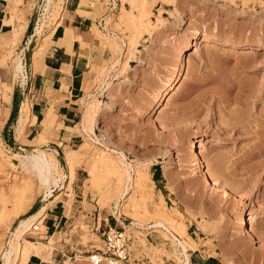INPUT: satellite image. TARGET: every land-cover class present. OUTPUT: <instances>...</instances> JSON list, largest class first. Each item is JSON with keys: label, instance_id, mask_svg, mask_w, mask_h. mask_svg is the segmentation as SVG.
Here are the masks:
<instances>
[{"label": "rangeland", "instance_id": "obj_1", "mask_svg": "<svg viewBox=\"0 0 264 264\" xmlns=\"http://www.w3.org/2000/svg\"><path fill=\"white\" fill-rule=\"evenodd\" d=\"M44 1L23 0L13 7L10 18L14 31L22 18L17 19L15 14L30 20L33 13L34 25L44 19L38 36L57 25L59 18H43ZM64 2L55 0L61 8L58 15ZM109 2L95 3L97 14L105 18L94 24V29L107 52L87 74L81 99L85 104L99 101L93 107L101 106L96 132L106 139H102L103 144L87 133L61 145L51 143L46 136L6 139L2 128L10 108L4 107L3 100H8L9 93L24 80L30 60L24 33L19 40L0 41V250L21 215L36 213L42 204L49 210L64 197L70 198L77 211L70 214L60 238L68 242L69 251L75 244L87 255L92 244H101L100 235L88 225L87 211H79L76 205L78 188L88 187L94 196L81 197L97 204L103 218L109 215L111 225L124 228L142 264H181L182 246L154 225L158 219L185 233L182 235L189 242L192 264H264V0H149L143 20L135 23L120 16L128 11L139 15L141 0H116L113 10ZM126 20L130 24L125 25ZM198 30L202 36L196 42ZM116 40L121 42L117 50L113 45ZM235 41L243 45L234 46ZM182 45L187 47L183 58L178 51ZM19 58L26 64L22 72L16 71ZM176 73H182L177 86L157 99ZM102 80H110L112 87L103 93L99 87ZM237 117L241 121L234 127L233 121L239 122ZM106 145L124 150L132 165L129 193L119 199L117 208L120 184L115 176L109 174L107 180L103 179L102 189L92 184L90 163ZM37 146L54 152L62 173L67 174L65 181H60L65 188L54 184L55 196L48 199L42 196L46 189L36 176L21 169L17 156H13L15 152H32ZM193 149L200 152L202 169L196 164ZM2 154L13 164L3 160ZM207 173L216 175L219 184L213 183ZM97 180H101L100 174ZM129 194L138 199L139 218L132 214L135 211L123 209ZM121 210L122 219L117 221ZM243 214H253L250 230L239 226ZM38 227L27 236L48 242L40 234L42 224ZM50 240L54 247L61 245L54 237ZM213 248L217 253L213 254ZM30 256L24 249L17 264H26ZM42 261L93 264L87 257L76 260L60 253L54 262L52 256Z\"/></svg>", "mask_w": 264, "mask_h": 264}, {"label": "crops", "instance_id": "obj_2", "mask_svg": "<svg viewBox=\"0 0 264 264\" xmlns=\"http://www.w3.org/2000/svg\"><path fill=\"white\" fill-rule=\"evenodd\" d=\"M96 1L65 0L59 23L46 29L41 36L35 33V18L32 20L33 13L30 15L29 25L23 36V41L27 42L25 47L29 52L30 68L24 80L18 82L14 92L9 93L8 100H3L4 107L10 108V115L5 118L2 128L6 139L12 141V137H22L33 140L44 132L51 143L61 145L71 143L86 133L82 122L87 104L81 100L85 78L107 52L102 37L94 29V24L98 25L105 18L97 14ZM14 2L15 0H0V41L4 38L10 41L15 37L14 22L10 18ZM36 11L38 10L35 9ZM27 37L32 39L30 44ZM26 98L30 101V112L25 123L19 124L20 107ZM155 179L159 180L160 177L156 175ZM94 186L95 189L98 188ZM84 194L94 195L88 191V187L78 188L77 195L80 198H77L79 203L76 205L79 211H87L85 215L89 217L88 225L100 235L107 222L110 224L109 215L103 218L97 204L89 198L86 201L85 197H81ZM74 209L76 207L72 206L70 198L65 200L62 197L46 213L45 227L40 234L47 241L54 237L56 243L61 242L60 246L54 247L53 262L59 253L62 257H70L81 250L73 244L69 251L68 242L60 238ZM26 264L44 263L39 255L31 254Z\"/></svg>", "mask_w": 264, "mask_h": 264}, {"label": "bare ground", "instance_id": "obj_3", "mask_svg": "<svg viewBox=\"0 0 264 264\" xmlns=\"http://www.w3.org/2000/svg\"><path fill=\"white\" fill-rule=\"evenodd\" d=\"M22 2H23V0H15L14 8L17 7L19 5V3L21 4ZM141 3H142L141 4L142 6L140 5L141 8H138L137 7L138 5H136V3L133 5L135 8L140 9V13H138L140 16L137 15L135 12L128 11L126 13L123 12V15L121 14V16H120L121 19L122 20L127 19L129 22L132 21V23L133 22L135 23L137 20H139V21L143 20V15L146 13V11L144 13V10H146L145 8L147 7V5L149 3V0H141ZM43 8H44V11L42 13L43 14V18L48 17L49 15H53V16L59 18V20H60V17H61V14H62V10H61L60 14L58 15L57 12H59L58 10H60L61 8L60 7H59L60 9L57 8V4L55 3V0H45L44 4H43ZM24 16H20L19 14L18 15L17 14L14 15V17H16L17 19L22 17L21 19L18 20L19 22H18V24H17V26L15 28L16 30H15V38L14 39H16V40L20 39V37L22 36L24 31L26 30L27 26L29 25L28 24L29 23L28 17L27 16L24 17ZM43 20H41V21L39 20V22L35 26L34 30H35V33L37 35L42 30V27H43V24H44ZM122 20H121L120 23H122ZM127 20H126V22H123V23H125V25H127L126 24L128 22ZM34 30H33V32H34ZM97 32H98V30H97ZM201 36H202L201 35V31L198 30L196 32V34H195L196 42H198L201 39ZM31 41H32V39L30 38L28 44H30ZM218 42L227 43V41H225V40L224 41L223 40L222 41L219 40ZM236 42L237 41L233 42L232 44L234 46H240L242 44V43H239V42L236 43ZM120 43L121 42L116 40L114 42V44H113L114 47H115L114 49L121 48ZM29 47H30V45H29ZM186 48L187 47L185 45H182L180 47V49H178L179 54L181 55L182 58L184 56ZM18 57H19V55H18ZM118 60L119 59H117L114 62H112V67L114 66L115 62L116 63L118 62ZM25 65L26 64H24V61L22 60V58L17 59V61H16V71H18V72L21 71L22 72L24 70V67H26ZM103 69L101 68V70H103ZM102 73L104 75H107L108 71L104 70V71H102ZM181 74L182 73H176L175 75L172 76V79L166 85V88H164V89L159 91L157 99L163 98L167 94L168 90H171L172 88L177 86L178 81L181 78ZM110 83H111L110 80H108V82H105V81L103 82V80L101 81V84H100L99 87H101L102 93L107 91L108 89H110V87H111ZM92 101L88 102V104L86 105V111H85V114H84L82 126H83L84 131H86V133L89 136H91L93 139H96L99 143L103 144L102 141L106 140V139H104V137L101 138L100 136H98V134L96 132V128H95L96 124H98L97 120L99 118V115L101 114L100 113L101 112V110H100L101 106H100V104H98L97 108H95L96 105H95V107H93L94 102L95 101L99 102V101L98 100H95L94 102H92ZM29 109H30V101H29L28 98H26L22 102L21 107H20V114L18 116L19 124H24L25 123V121L27 119V115H28V110ZM156 111H157V109H156ZM238 120H239V118H238ZM240 121H241V119L239 120V122L236 121V119H235L233 121L234 123H232L233 124L232 126H234V127L236 125L239 126ZM243 127H244V125H243ZM43 137H44V132H42L36 138L37 139H41ZM43 143H44V141H43ZM192 145L194 147L197 146V144L195 142H193ZM26 149H28V148H26ZM71 149H74V148H71ZM193 150L196 151V155H197L196 164H197V166L199 168L202 169V157L200 156V152H198V150H196V149H193ZM112 151H115L116 154L114 152H112ZM123 151L122 150H117L115 148L109 149V146L106 145L105 148L101 149L99 152L96 153V156L94 157V161L92 163H90L91 167L89 166L90 167V171L92 173V176L94 177V179H92V184L96 185L100 189H102V180L103 179L107 180L108 176H110L109 174H112L113 176H115L117 178V180H118L120 185H119V188H118V195H117V197L115 199V208H117L119 199L124 194L129 193V190H130L129 181L132 178V172H131L132 165H131L130 162H128L126 160V155L127 154H125ZM4 154H2V156H1V157H3V160L5 159V161L9 162L10 164H13L9 158L5 157ZM14 154L15 155H13V156H17V159L19 160L18 165H20L21 169H23L24 171L33 173V175H35L36 178L38 179L39 185L43 186L46 189V190L44 189L45 190L44 191L45 195H42V196H44V199L51 198L54 195V193H53L54 184L58 185V186H61L60 181H63L64 177L65 178L67 177V174L62 173L61 166H60V161L58 160L59 158L56 157L54 152L49 151L48 148H45L44 146L34 147L33 151L29 152V153H19V152L17 153V152H15ZM73 154H74L73 155V161L75 163V161H76V152H74ZM6 156H7V154H6ZM8 156H10V155H8ZM12 160H14V159H12ZM72 165H71V172H72V176H74V171H73ZM103 169H104V171H103ZM102 171H103L104 175H103V173H101ZM97 174L101 175V180L100 181L97 180ZM207 174H208L209 178L213 181V183L219 184V179L215 177L216 175L214 176L213 173L211 175L209 173H207ZM217 175H218L217 177H219V174H217ZM105 185H106V183H105ZM65 186L66 185L64 184L63 187L65 188ZM109 187L110 186H108V188ZM240 196L241 197L243 196L242 193H240ZM163 204L166 205L165 203H163ZM138 205H139L138 199L136 198L135 195L131 194L128 197V202H127V204L125 206L126 208H123V209L126 212H129V213L135 211L132 214H134V215H136L138 217V213H139V212H137L138 211V209H137ZM124 210L120 211V214L118 215V219H122L120 217V215L124 213ZM47 212H48L47 204H42L40 206V209L36 213L31 214V215H25L24 214V215H21L18 218L16 224L13 225L12 229L11 228L9 229V234H8V238L6 240V243L2 247V249L0 250V256L2 258V263L1 264H17V263H19L21 258H22V253H23L24 249H26L29 252L30 255L31 254L39 255L40 257L43 258L44 261H47V260H49L51 258L52 251H53V248H54L52 240H49L48 242H46V241H41V240H35V239H32L29 236H27V234L31 230L35 229L36 226L38 227L39 224H42V229H44V227H45L44 219H45V216H46ZM127 215H128V213H127ZM134 215H130V216L134 217ZM252 217H253V214L250 215V216H248V214H243L238 220L239 226L245 228L246 230H250L249 219H251ZM140 218H142V217H140ZM123 222H124V226L127 227L128 226L127 223L124 220H123ZM154 225L162 227L163 231L165 232V235L167 234L166 236L170 237L179 247L182 246V249H180L181 252L179 251L180 253H182V256H180V255L177 256V257L180 256L181 264H192L190 262V253L188 252V250H189V246H188L189 242H187L188 240L185 239L184 236H183V235H185V233L180 231V230L178 231L179 233L176 232V230L171 227L172 225L171 226L167 225V223L165 222L164 219L156 220ZM38 228H40V227H38ZM158 229H160V228H158ZM52 238L53 237H51V239ZM212 252H213V254L217 253V248H213ZM99 264H125V263H123L121 261H118V262L108 261V263H107V261H103V262H100Z\"/></svg>", "mask_w": 264, "mask_h": 264}, {"label": "built area", "instance_id": "obj_4", "mask_svg": "<svg viewBox=\"0 0 264 264\" xmlns=\"http://www.w3.org/2000/svg\"><path fill=\"white\" fill-rule=\"evenodd\" d=\"M108 4L110 9L113 10L116 7V0H110ZM100 238L101 244H92L91 249L87 250V255H84L82 251H78L70 257H74L76 260L87 257L93 264H99L103 261H107V263L108 261H121L125 264H142L140 258L136 255L137 249L133 246L124 228H118L107 222V226L100 231Z\"/></svg>", "mask_w": 264, "mask_h": 264}]
</instances>
